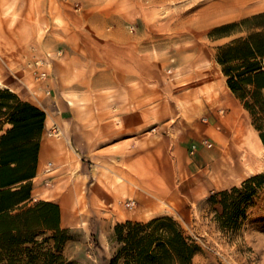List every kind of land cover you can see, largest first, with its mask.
Wrapping results in <instances>:
<instances>
[{
    "label": "rangeland",
    "instance_id": "374dc122",
    "mask_svg": "<svg viewBox=\"0 0 264 264\" xmlns=\"http://www.w3.org/2000/svg\"><path fill=\"white\" fill-rule=\"evenodd\" d=\"M231 1L237 0H0V88L19 96L42 87L43 98L72 102L76 97L62 90L56 61L64 60L67 50L76 55L87 49L104 56L113 44L123 47L129 39L137 54L158 66L166 96L195 92L193 118L211 123L209 107L215 110L216 105L209 96L225 99L227 85L216 61L217 48L229 40L214 41L209 34L214 28L264 12V0H247L244 7L217 12L221 4ZM9 85L15 88L6 87ZM246 116L244 113L246 126L260 151L256 157L250 155L256 162L253 171L229 172L232 148L239 145L231 138L224 151L229 159L225 177L229 183H212L214 177L209 172L189 178L184 173L175 179L176 192L170 189L174 196L164 197L158 207L146 208L135 202L132 208L129 202L93 215L77 214L74 227L68 229L70 240L62 248L64 260L109 264L117 250L113 233L117 224L168 216L198 246L193 264H264V182L251 200L242 204L234 225L226 222L219 195L220 188L241 187L243 176L264 175V151ZM152 215L156 217L144 221ZM43 238L42 248L36 251L45 254L55 243ZM26 253L17 259L19 264L27 262Z\"/></svg>",
    "mask_w": 264,
    "mask_h": 264
},
{
    "label": "crops",
    "instance_id": "0c3cea01",
    "mask_svg": "<svg viewBox=\"0 0 264 264\" xmlns=\"http://www.w3.org/2000/svg\"><path fill=\"white\" fill-rule=\"evenodd\" d=\"M128 41L123 47L113 44L104 56L87 49L76 55L67 50L66 58L56 61L62 90L76 97L72 102L43 98L42 87L28 94L15 91L46 114L32 199L59 205L62 229L74 227L73 218L81 213L163 199L155 189L165 186L174 192L180 174L189 178L209 172L212 183H229L224 151L232 138L231 122L242 124L253 137L244 113L262 143L227 85L225 99L209 96L215 99V110L210 106L211 123H202L191 114L196 93L166 96L158 66L137 54ZM54 128L59 135H52ZM49 163L54 165L51 171ZM252 175L243 176L241 183Z\"/></svg>",
    "mask_w": 264,
    "mask_h": 264
},
{
    "label": "trees",
    "instance_id": "16d2710c",
    "mask_svg": "<svg viewBox=\"0 0 264 264\" xmlns=\"http://www.w3.org/2000/svg\"><path fill=\"white\" fill-rule=\"evenodd\" d=\"M209 38L229 40L217 48L216 61L264 146V12L214 28ZM45 121L41 109L0 88V263L19 264L28 251L23 264H72L61 254L70 232L61 228L60 206L32 199ZM263 182L264 175H256L219 193L228 224ZM113 233L117 250L109 264H193L199 251L168 216L117 224ZM40 237L53 241L54 249L36 251Z\"/></svg>",
    "mask_w": 264,
    "mask_h": 264
},
{
    "label": "bare ground",
    "instance_id": "6f19581e",
    "mask_svg": "<svg viewBox=\"0 0 264 264\" xmlns=\"http://www.w3.org/2000/svg\"><path fill=\"white\" fill-rule=\"evenodd\" d=\"M247 0H237V1H231V2H225L219 6L220 9H218V13L226 11V9H237L240 7H244V5L247 3ZM213 10V9H212ZM221 10V11H220ZM230 14V13H228ZM227 17V16H226ZM209 19V18H208ZM230 128V133L232 134V139L234 141H237L239 143L238 146L234 145L232 148V156L231 159L232 165L230 166L229 172L235 173V174H241V173H250L254 169V165L256 162H254V158L260 154L259 149L256 147V144L253 141L252 135H248L245 127L242 124H237V123H232L229 126ZM260 141V140H259ZM261 142V141H260ZM261 150L264 151V146L261 143L260 146ZM228 159V158H226ZM256 159V158H255ZM229 162V159H228ZM258 164V163H257ZM163 197H169V196H174V193L167 188L164 189H155ZM162 201V199H159L157 201H148L147 199L143 202V207H158V204ZM135 202L132 201L131 204L128 206L134 208L135 207ZM134 206V207H133Z\"/></svg>",
    "mask_w": 264,
    "mask_h": 264
},
{
    "label": "built area",
    "instance_id": "2783aa9c",
    "mask_svg": "<svg viewBox=\"0 0 264 264\" xmlns=\"http://www.w3.org/2000/svg\"><path fill=\"white\" fill-rule=\"evenodd\" d=\"M43 76H45V75H43ZM52 135H55V136L59 135V130L57 128H54L52 130ZM53 168H54V165L52 163H49L48 164V171H51Z\"/></svg>",
    "mask_w": 264,
    "mask_h": 264
}]
</instances>
